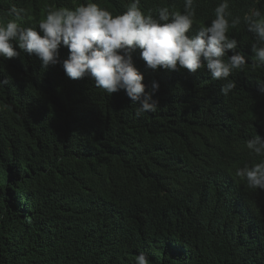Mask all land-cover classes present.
Segmentation results:
<instances>
[{
    "label": "clouds",
    "instance_id": "clouds-1",
    "mask_svg": "<svg viewBox=\"0 0 264 264\" xmlns=\"http://www.w3.org/2000/svg\"><path fill=\"white\" fill-rule=\"evenodd\" d=\"M255 2L129 0L123 8H113L93 0H0V58L34 55L45 70L62 63L73 80L91 77L108 95L124 90L137 105V116L159 108L153 98L158 82L153 81L149 91L143 83L153 70L187 69L189 75L207 69L219 85L218 95L240 98L243 110L251 107L258 114L257 120L247 121L233 103H222L216 114L193 100L184 115L187 123L172 127L185 135L192 115L197 114L200 124L196 115L194 124L200 138L191 132L194 140L178 151L171 134L156 135L151 145L157 160L149 152L141 168L135 169L148 184L130 193L135 204L132 216L123 209L113 210L112 223L99 232L96 245L89 244L87 264H125L132 257L128 243H138L136 224L143 230L148 219L158 226L159 244L167 242L187 256L191 248L182 239L183 232L203 231L184 229L190 203L213 217L203 228L215 226V234L226 240L221 259L243 258L242 248L249 239L256 252L247 263L264 264V226L259 220H264V138L256 134L245 145L243 141L244 123H258L264 129V81L249 87L239 80L251 59L254 67H264V1ZM63 47L69 55L61 61ZM9 83L8 77L0 79V87ZM245 147L259 162L244 164ZM164 162L174 174L162 170ZM93 205L84 195V208ZM194 238L206 242L197 235ZM146 254L140 252L136 264H149ZM175 259L177 264H203L201 258Z\"/></svg>",
    "mask_w": 264,
    "mask_h": 264
},
{
    "label": "trees",
    "instance_id": "trees-1",
    "mask_svg": "<svg viewBox=\"0 0 264 264\" xmlns=\"http://www.w3.org/2000/svg\"><path fill=\"white\" fill-rule=\"evenodd\" d=\"M93 1L123 8L129 0ZM255 1L259 0H251L257 5ZM59 54L63 61L69 50L63 47ZM249 64L239 80L249 87L261 84L264 67H254L252 59ZM187 71L153 70L143 83L149 91V85L158 82L153 98L159 108L137 116V105L124 90L108 95L91 77L73 80L62 63L45 70L34 55L0 58V79H10L0 87V264H87L89 244L96 245L99 232L112 223L113 210L123 209L132 216L135 204L130 193L148 184L135 169L141 168L149 152L157 160L151 145L156 135L171 134L178 151L194 140L191 132L200 138L194 124L195 115L200 124L197 114L192 115L187 125L191 131L185 135H178L172 127L187 123L184 115L193 100L216 114L222 103H233L243 120L258 119L251 107L243 110L242 99L220 97L219 85L207 69L189 75ZM261 94L264 107V91ZM256 134L264 138L258 123H244V145ZM256 162L259 158L245 147L244 164ZM162 170L174 174L165 162ZM84 195L94 201L89 210L83 206ZM106 196L110 200L101 199ZM208 218H213L208 211L190 203L184 229L203 231L183 232L182 239L191 248L186 251L183 247L187 256L167 242L159 244L155 221L148 219L143 230L136 224L138 243H128L132 257L125 264H136L140 252L148 253L149 264H177L175 258L192 257L201 258L203 264H248L251 253L256 252L254 244L246 239L241 259H221L227 243L215 234V226L203 228ZM259 220L264 226V220ZM127 226L132 232L131 220ZM90 247L96 251L95 246Z\"/></svg>",
    "mask_w": 264,
    "mask_h": 264
}]
</instances>
